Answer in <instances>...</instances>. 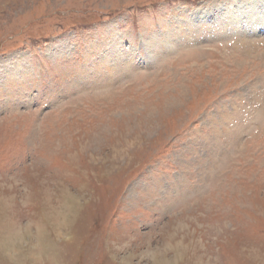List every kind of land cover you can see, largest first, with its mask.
<instances>
[{
    "label": "rangeland",
    "instance_id": "1",
    "mask_svg": "<svg viewBox=\"0 0 264 264\" xmlns=\"http://www.w3.org/2000/svg\"><path fill=\"white\" fill-rule=\"evenodd\" d=\"M0 264H264V0H0Z\"/></svg>",
    "mask_w": 264,
    "mask_h": 264
}]
</instances>
